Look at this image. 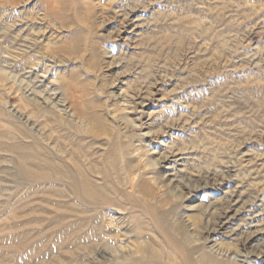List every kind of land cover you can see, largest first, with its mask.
<instances>
[{
	"label": "rangeland",
	"instance_id": "obj_1",
	"mask_svg": "<svg viewBox=\"0 0 264 264\" xmlns=\"http://www.w3.org/2000/svg\"><path fill=\"white\" fill-rule=\"evenodd\" d=\"M0 262L264 264V0H0Z\"/></svg>",
	"mask_w": 264,
	"mask_h": 264
},
{
	"label": "bare ground",
	"instance_id": "obj_2",
	"mask_svg": "<svg viewBox=\"0 0 264 264\" xmlns=\"http://www.w3.org/2000/svg\"><path fill=\"white\" fill-rule=\"evenodd\" d=\"M23 161V160H22ZM22 165H23V163H22ZM80 169V168H79ZM78 169V170H79ZM81 170V169H80ZM63 174V173H62ZM162 187V186H161ZM93 192V191H92ZM101 192H103V191H101ZM88 194H89V192H88ZM104 194H105V192H104ZM107 195V194H106ZM94 197V196H93ZM96 197V196H95ZM88 225V224H87ZM69 226V225H68ZM70 228V227H69ZM84 228V227H83ZM73 230H75V229H73ZM77 232V231H76ZM79 232V231H78ZM12 237V236H11ZM11 237H9V238H11ZM40 244H41V241H40ZM14 250L16 251V255L18 256V257H21L22 256V254H23V252H28L30 249L29 248H27V244H25L24 246H14ZM29 254V252L27 253V255ZM0 264H8V263H3V262H0Z\"/></svg>",
	"mask_w": 264,
	"mask_h": 264
}]
</instances>
